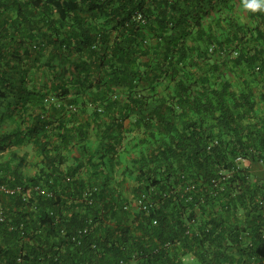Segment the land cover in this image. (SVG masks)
<instances>
[{
    "label": "trees",
    "instance_id": "trees-1",
    "mask_svg": "<svg viewBox=\"0 0 264 264\" xmlns=\"http://www.w3.org/2000/svg\"><path fill=\"white\" fill-rule=\"evenodd\" d=\"M242 4L0 0V264H264V12Z\"/></svg>",
    "mask_w": 264,
    "mask_h": 264
},
{
    "label": "clouds",
    "instance_id": "clouds-1",
    "mask_svg": "<svg viewBox=\"0 0 264 264\" xmlns=\"http://www.w3.org/2000/svg\"><path fill=\"white\" fill-rule=\"evenodd\" d=\"M242 6L244 9L250 10L251 12H264V0H243ZM181 260L183 264H195L191 255L183 256Z\"/></svg>",
    "mask_w": 264,
    "mask_h": 264
},
{
    "label": "rangeland",
    "instance_id": "rangeland-1",
    "mask_svg": "<svg viewBox=\"0 0 264 264\" xmlns=\"http://www.w3.org/2000/svg\"><path fill=\"white\" fill-rule=\"evenodd\" d=\"M240 18H241V21H245L244 20V16H243V13L241 12V14H240ZM22 152H29L30 153V161H32V160H34V162H38L39 163V159L36 157V155L31 151V149L30 148H25V149H22V151H21V153ZM129 157V156H128ZM128 157H126V159H128ZM38 166V165H37ZM37 166H35V167H32V166H30V168L27 170V172H29L30 174H32V175H34L36 172H37ZM261 168V169H263L261 166H258L257 168ZM264 170V169H263ZM130 182V184L132 185V181L130 180L129 181ZM130 185V186H131Z\"/></svg>",
    "mask_w": 264,
    "mask_h": 264
},
{
    "label": "built area",
    "instance_id": "built-area-1",
    "mask_svg": "<svg viewBox=\"0 0 264 264\" xmlns=\"http://www.w3.org/2000/svg\"><path fill=\"white\" fill-rule=\"evenodd\" d=\"M0 190L2 192H6V193H12L10 190H8L7 188L5 187H0ZM144 200H145V196H143L140 200H138L136 202L137 206H142L144 209L146 208L145 207V203H144ZM0 221H3V213L0 211ZM87 232V230H85V233Z\"/></svg>",
    "mask_w": 264,
    "mask_h": 264
},
{
    "label": "crops",
    "instance_id": "crops-1",
    "mask_svg": "<svg viewBox=\"0 0 264 264\" xmlns=\"http://www.w3.org/2000/svg\"><path fill=\"white\" fill-rule=\"evenodd\" d=\"M70 163H72V162H70Z\"/></svg>",
    "mask_w": 264,
    "mask_h": 264
}]
</instances>
